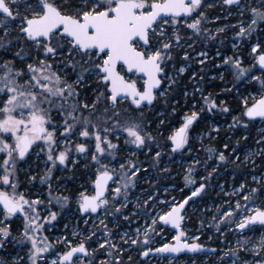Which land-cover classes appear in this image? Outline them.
<instances>
[{"label": "snow or ice", "instance_id": "6c2138e0", "mask_svg": "<svg viewBox=\"0 0 264 264\" xmlns=\"http://www.w3.org/2000/svg\"><path fill=\"white\" fill-rule=\"evenodd\" d=\"M217 5L230 15L233 8L237 10L238 20L230 25L236 29L234 41H250L254 54L249 67L243 66L239 55L223 57L222 64L215 65L223 71L218 77H210L223 80L227 71L236 82L259 85L255 95H240L242 111L232 116L228 125L229 131L247 130L250 124H264V46L259 36L264 25V0L255 5L251 0H0V48L11 52L10 57L0 58V264H43L49 255L55 257L50 264H125L124 253L129 250L138 251L143 258L153 253L204 252V245L197 243L200 236H187V207H195V201L207 194L211 181L230 164L235 166L233 180L238 187L234 184L224 195L238 199L234 204L223 201L228 207L216 206L214 223L209 227L220 232L224 225L241 238L219 253L215 248L208 251L216 254L219 264H264V169L259 177L253 174V184L246 177L237 180L235 175L241 166L251 167L254 173L256 157L264 160V127L255 138L258 147L246 151L243 158L240 152L247 145L242 148L241 140L247 141V134L234 145L228 137L223 150L207 147L205 160L189 155L184 181L191 187L179 200H161L149 192L136 198L135 210L125 211L131 202L129 192L142 173L147 176L149 167L170 171L167 166L159 167L165 149L169 155L194 151L190 144L195 137L190 131L203 118L202 113H230L225 101L217 104L200 86L208 75L205 68L210 58L205 48L229 27H207L221 19L206 12ZM12 32L17 35L13 37ZM198 44L202 45L199 50ZM177 59L182 61L178 67ZM191 60L201 66L199 73H204L192 69L189 76L196 82L192 96L200 93L203 105L197 108L192 103L181 116L179 127H164L177 112L178 101L169 96L189 72ZM256 71L261 74L256 75ZM89 92L92 96L87 95ZM182 95L187 100L188 90ZM161 100L164 109L157 108ZM149 112L157 117L155 129ZM220 131L213 125L210 140L217 138L212 133ZM165 132L170 134L165 136ZM158 137L166 142L161 143ZM121 139L125 147L113 142ZM199 139L203 145V137ZM121 152L127 155L117 160ZM139 153L151 154L149 167L131 159ZM32 155L37 160L44 158L45 174L40 183L48 185V204L55 201L62 209L70 197L52 194L53 170L58 166L68 169L69 163L75 166L79 159H84L85 169H95L85 173L91 180V191L79 192L75 204L81 217L95 215L99 225L94 224L87 233L74 232L80 237L76 243L67 236L58 237L56 243L65 245L63 251H53V243L43 235L45 225L54 226L58 213L41 208L44 201L39 197L31 199L18 191V173ZM112 161L119 167L110 166ZM198 168L206 172L199 184L193 178ZM216 187L223 191L222 185ZM156 204L166 207L157 210ZM140 216L145 217L143 225L133 219ZM108 217L112 220L107 221ZM14 218L23 222L22 231L15 235ZM121 219L129 228L134 223L137 226L114 232L109 223L119 228ZM83 223L87 225L88 219ZM165 227L175 230V243L151 247ZM200 227H204L203 220ZM94 237L96 246L89 243ZM25 245L23 256L9 252L10 246ZM127 260L135 264L131 255Z\"/></svg>", "mask_w": 264, "mask_h": 264}, {"label": "flooded vegetation", "instance_id": "af4514ba", "mask_svg": "<svg viewBox=\"0 0 264 264\" xmlns=\"http://www.w3.org/2000/svg\"><path fill=\"white\" fill-rule=\"evenodd\" d=\"M236 22H232L231 24H235ZM231 24H208L207 27L215 29L216 26H225L229 25V27L226 28L225 32L220 35V37L207 45L205 50L209 54V62L208 66L205 68V72L208 74L205 78V81L200 82V86L203 87V94L209 95L211 94V98L215 99L217 104L222 92V87H225V89L231 88L233 89L232 92L236 94L237 88L233 75L230 72L224 71V83H222V80L217 79H211L210 77L216 76L218 77L219 74L223 71L222 68H216V64H222V58L225 56H233L238 54L237 47H233V44L236 43L234 41V32L236 29H233L230 27ZM263 29V28H262ZM255 39V35L253 37ZM221 40L223 41L221 43ZM251 43L250 41H247V43ZM246 43V44H247ZM202 47V45H197V50H199ZM217 50H219L220 55L217 56ZM176 52H181V49L175 50ZM192 51V50H189ZM250 52V50H249ZM254 54L251 55L250 61L246 64V67H249L254 63L253 59ZM182 63L179 59L176 60L177 67ZM191 68L189 72H186L183 77H181V84L177 87L175 93L170 94L169 98H173L176 101H179V97L181 96L182 101H186V99L183 97L182 92L187 89L189 92V97L192 96V93L194 91V85L196 84L195 81H191L189 79L190 72L192 69H195L199 73L200 65L196 63L195 60L189 61ZM245 67V66H244ZM200 75H203L204 73H199ZM256 75H260L261 73L259 71H256ZM227 81H229V86L227 84ZM252 84L255 85V87L258 89L259 85L255 82H252ZM235 85V86H234ZM164 85H162L163 87ZM256 89V91H257ZM255 91V92H256ZM196 97L200 99V93H195ZM192 103H196L194 100L189 104L187 107V110L190 108ZM197 106V108L201 107ZM219 113L215 114H209L207 111L202 113V119L193 126V128L190 131V136H192L196 132L205 131L207 133L206 138H209L208 133L211 130V127L213 125H218L220 128H223V124L225 122H217L218 120H214L213 117L218 115ZM180 123L182 121L180 120ZM232 123V120L230 121ZM212 124V126H210ZM180 125V124H179ZM179 125L177 127H179ZM264 127V124H261L260 122H256L254 124H250L249 128L247 130L241 129V131H245L244 134H247L249 136V139L245 142L241 140V147L243 148L244 145H247V149L240 152L241 158H243V155L246 151H252L255 150L258 146L255 143V138L258 136L259 132L257 131L258 128ZM227 129V127H225ZM224 128V129H225ZM155 129V127H154ZM237 130V129H236ZM235 130V131H236ZM234 132V131H232ZM214 134V133H212ZM203 139V140H204ZM238 139V136L234 138L233 145L235 144V141ZM192 141V140H191ZM206 147V144H204ZM206 149V148H205ZM202 148L200 150L201 153L207 154L206 150ZM223 150V148H222ZM165 152V151H164ZM150 155H145L143 153H139L138 157L136 158L137 163H142L144 167H149L151 161H150ZM3 154L0 153V157H2ZM73 158H76V154H72ZM180 156V153L171 154L169 155L168 152H165V155L161 161V164L159 167L162 169L165 166H167L170 171L168 173L159 172L156 169H153L149 167V171L153 170V177H156L155 183H147L145 186H152L154 190L157 191V195L159 197L165 196L167 199L174 197L173 190L176 188L179 190L178 185H175L174 183V176L176 172L174 168H179V165L173 163V158ZM183 161H189L188 157L189 154L185 152L182 156ZM121 156H119L118 159H120ZM90 159V158H89ZM132 159H135L132 157ZM257 160V166L255 168V172H252L251 167H244L241 166V168L235 170V175L237 180L246 177L249 184H253V174H255L257 177H259L262 174V169H264V160H262L259 157H256ZM85 163L84 159H79L75 166H73L71 163L68 164V169H63L61 166H58L56 169L52 172V194L54 196H61L66 195L70 197V202L67 207L61 208L58 204L53 201L51 204H48L49 199V188L47 184H41L40 183V177L45 174V162L44 158H41L40 160H37L35 155H32L28 159L27 164H22L21 170L18 173V179H19V185H18V191L22 192L26 197L35 199L39 197L44 201V204L41 205V208L48 207L52 211H55L58 213L57 221L54 222V226L52 225H45V231L43 232L44 236H47L49 241L53 243L54 249L53 251H63L65 249V246L63 243H56V240L58 237H64L67 236L69 240L73 241V243L78 242L80 237L74 236V228L75 232H83L87 233L89 228V223L92 221V218H96L95 215L91 217H81L80 214L76 211V204H75V198H78L79 192L88 190L91 191L92 184L91 180L88 179V177L85 175L87 172H93L95 171L94 168L85 169L83 167V164ZM183 168V167H182ZM235 166L233 165V169ZM232 169V170H233ZM32 170L34 172H32ZM142 175H144L142 173ZM35 176L36 179L32 180L30 177ZM179 175H176L178 177ZM144 177H146L144 175ZM149 179L150 177H146ZM218 184H221L223 186V189L225 188L224 182H219ZM236 184V182L233 180V171L231 173V180L229 182L228 188L230 191L232 190L233 185ZM238 187V184H236ZM189 187H185V183L182 182L183 192L188 193ZM167 189V191H165ZM165 191V193H164ZM238 199V197L233 196L232 202L234 204L235 200ZM192 202H190L191 204ZM221 206V205H220ZM222 207H225L222 205ZM189 207H187V210ZM41 215H46L45 212L41 211ZM136 218V217H134ZM188 218V217H187ZM88 219L89 223L87 225L83 224V220ZM140 221H138L139 224ZM190 220L186 219L185 226L188 224L187 228L192 229L193 226L189 224ZM214 222H209L210 224H213ZM84 226H83V225ZM65 225H67V228H65ZM209 227V226H208ZM12 228H13V234H17L19 231H22L23 229V222L21 218H14L12 221ZM208 229L212 230L211 232H205L204 230L196 232V235L194 236H200V240L197 241V243H202L205 248L212 249L215 248L217 250V253L221 251V249H227L230 246H234L236 244V241L240 239L238 234H235L232 231H229L228 228L224 225H221V231L217 232L215 227H209ZM221 232L223 235H221ZM195 233V231L189 230L187 231V236L192 237L191 235ZM100 233L98 234V236ZM175 235V231L171 229L170 227H165L164 231L161 232V235L155 237L152 241L151 247H160L163 243H174L173 236ZM211 237V239H209ZM94 238L92 241H89L92 246L94 245ZM9 252H11L13 255L19 253V255H25L27 252V246H17L15 248L9 247ZM127 257L131 255L129 251H127ZM243 255V253L241 254ZM135 259V264H219L217 260V256L215 253H212L211 251L202 252L199 254H193L190 255L188 253L179 254L177 256L172 255H160L158 253L150 254L149 257L143 258L139 255L138 251L134 252V255H131ZM55 257L52 255L48 256V259L43 262V264H50L51 259H54ZM104 258V257H101ZM251 259V257H248ZM205 260V261H203Z\"/></svg>", "mask_w": 264, "mask_h": 264}, {"label": "trees", "instance_id": "16d2710c", "mask_svg": "<svg viewBox=\"0 0 264 264\" xmlns=\"http://www.w3.org/2000/svg\"><path fill=\"white\" fill-rule=\"evenodd\" d=\"M257 2H258V0H251V3L253 5H255ZM234 10H235V8L232 9V11H234ZM206 12H207L209 17H215V16L221 17V19L215 21V23H213V24H216V23L231 24L232 22H237V20H238V15L236 13L234 15H227L228 11L227 10H223L222 11L219 5H217L216 7H213L212 9H206ZM12 27H15V25H12ZM262 28L263 29L259 33V36H260V42H261L262 46H264V25H262ZM11 35L13 37H15L17 35V32H12ZM246 43H247V41L242 42V44L244 45V47H243L244 49L240 53L242 55V59H243V62H244V63H242L243 66H245L246 60H247V58L245 57V50H246L245 44ZM12 51H15V48H13ZM10 56H11V52H5L3 48H0V58L10 57ZM18 66H23V65H20L18 63ZM222 83H224V80H222ZM229 83L230 82L227 81L228 86H229ZM236 88H237V92H236V94H234L232 91L231 92L225 91V87H222L221 97H220L218 103H220L221 100L225 101L226 104L230 108V113L229 114H220L219 113L218 115L213 117L214 120H218L217 122H220V123L225 122L222 125L223 128H221V131L218 134L217 133L212 134V135L216 136L217 138L215 140H210V138L204 139L203 140V145L201 144V146H198L199 143L196 144L195 142L191 141L190 147L194 149V154L196 155V157L200 158L201 160H205L207 155L201 153L200 152L201 149L197 150L198 148L205 149L207 147H215V148H217L219 150H222L223 144L227 141L228 137H231V143L233 144L235 137L238 136V138H239L242 134L245 133V131L242 132L240 128H238L234 132L229 131L228 130V125L231 124L230 121L232 120V116H239L241 111H242V101L240 99V95L241 94H248L250 92H255L257 88L255 87L254 84L245 83L243 81L237 82ZM245 90H247V91H245ZM87 95L88 96H92V93L89 92V93H87ZM193 100L198 103L197 106H200L201 104H203V101L201 99H198V97H196V94H195V97H193V96L188 97L186 101H182V98L180 96L178 103L175 105L176 108H177V112L175 114V118L171 119V124L170 125L166 124L164 127H171V125L178 126L180 124L181 116L183 115L184 112H186L187 107L189 106V104ZM157 108H159V109H164L165 108V105H164L162 100L157 104ZM148 118L150 120H152V122H153L152 123V127L154 129V127H156L157 117H155L153 115V112H149L148 113ZM159 118H163V117H159ZM225 127H227V129ZM167 133H169V132H165L164 135L166 136ZM154 134H155V132H154ZM158 140H160L161 143H165L166 142V141H164L163 137H158ZM113 142L119 143L120 145L122 144V140H120V141H115L114 140ZM243 142H245V141H243ZM204 144H206V147H205ZM164 151L168 152L169 150L165 149ZM209 163H212V161H209ZM232 169H233V165H231V164L228 165L226 171H223L222 174L220 173L219 176L216 177V179L211 181L210 188L207 190V194L203 197V199L198 200V201H202L203 202L202 205L200 204L198 206L199 215L204 218L203 220L210 221V217L213 216L214 213L216 212V210H214V208H215L214 205H218V206L223 205L222 203H220V204L218 203L217 198H221V200H224V201H227V200H231L232 201V197H229V196H225L224 197L223 196V192L224 191H230V189L228 188V185H229V182L231 180V173L233 171ZM32 172H34V171L32 170ZM205 174H206V172H205L204 168H200V169L198 168V171L195 173V176H196L195 178L198 179L196 181L197 184L202 182L200 177L205 175ZM180 177L181 176L179 175L178 177L174 178L175 185H178V186L181 185L182 182L179 179ZM219 182H224L225 183V188L223 189V191H218V190H221V189L216 187V185H218ZM186 193L187 192H183V191H181L180 193H177L176 189L173 190V194L177 198H179V197L181 198ZM207 199H211V200L214 201V203L212 204L210 210H208V208H206L208 203H209V202H207ZM224 206L228 207L227 204H224ZM202 208H203V211L200 212V210ZM189 224L191 226L195 227L196 221L192 219V220H190ZM208 228L209 227L206 226V228L204 227L203 230L205 232L213 233V231L208 229ZM127 254H128V252L124 253L125 264H131V262H129L127 260ZM132 260L135 262V259L133 257H132Z\"/></svg>", "mask_w": 264, "mask_h": 264}, {"label": "rangeland", "instance_id": "374dc122", "mask_svg": "<svg viewBox=\"0 0 264 264\" xmlns=\"http://www.w3.org/2000/svg\"><path fill=\"white\" fill-rule=\"evenodd\" d=\"M237 12V10L235 9L234 11H232V14L231 15H234L235 13ZM227 15H230L229 13L227 14ZM236 47H237V50H238V54L237 55H239V57H240V59L242 60V63H244L243 62V59H242V55L240 54L241 53V51H243V47H244V45L242 44V42H240V41H236ZM245 47H246V50H245V57L247 58V60H246V64L250 61V59H251V55H252V53H251V50H250V47H249V42L247 43V44H245ZM249 50H250V52H249ZM246 64H245V67H246ZM163 87H165V85L163 86ZM251 94H253V95H255L256 94V92H250ZM189 110V109H188ZM210 126H212V124L210 125ZM177 127V126H176ZM259 129L260 128H258L257 129V131L259 132ZM205 131H207V130H205ZM205 131H201V132H196V133H194L193 135H192V137H195L194 139H192V142H195L196 144L197 143H199L198 144V146H201V142H200V137H203V139L204 138H206V136H207V133L205 132ZM168 134H170V133H167L166 135H168ZM122 140V144L120 145L121 147H125V145H124V143H123V139H121ZM199 149H201L202 150V148H198L197 150H199ZM187 153V155L189 154V155H194V156H196L195 154H194V151L193 152H191V153H188V152H186ZM144 154V153H143ZM125 155H127V153H124V152H121L120 154H119V156H121V157H123V156H125ZM139 155V154H138ZM119 156L117 157V160H119L118 158H119ZM182 155L180 154V156H178V157H174L173 158V163H175V164H177V165H179V168H174V170L176 171V172H174L175 173V176L174 177H176V175H180L181 177L179 178L180 179V181L181 182H184L185 183V181H184V177H185V175L187 174V172H186V169H187V166H188V164L190 163V161H183L182 160V157H181ZM138 156H136V157H134L135 159H133V160H136V158H137ZM207 158V157H206ZM131 159H132V157H131ZM112 165H115V167H119V164L117 163V161H112L111 162V165L110 166H112ZM183 167V168H182ZM200 169V168H199ZM221 174L223 173V171H221L220 172ZM150 177L149 179H147L146 177ZM146 177H144V175H142L141 174V178H140V180L137 182V184H136V187H135V189H133V190H130V192H129V199H130V203H129V206H128V209H125V211L127 212L129 209H131V210H135V209H133V205H134V203L136 202V198L137 197H140V198H143V197H145L146 195H148V193L149 192H151L154 196H158L159 197V195H157V191L156 190H154V189H152L153 187L152 186H145V184H147L148 182L149 183H155V181H156V177H153V170L151 169L150 171H149V173H148V175H147ZM196 176H195V173H194V175H193V178L197 181L198 179L197 178H195ZM218 185H221V184H218ZM145 186V187H144ZM181 187H182V183H181V185L180 186H178V188H179V190H177L176 188V191H177V193H180L181 192ZM186 187V186H185ZM189 187H191V186H189ZM210 188V187H209ZM208 188V189H209ZM189 189V188H188ZM218 191H222V190H218ZM188 192H189V190H188ZM164 193H165V191H164ZM223 196L225 197V195H224V192H223ZM175 197V196H174ZM166 197L165 196H161V197H159V199H161V200H163V199H165ZM177 200H179L180 199V197L179 198H177V197H175ZM171 199L172 198H169V199H167V200H169V201H171ZM217 201H218V203L220 204V203H222L224 200H221V198H217ZM207 202H209L208 203V205H207V207L206 208H208V210H210L211 209V206H212V204L214 203V201L213 200H211V199H207ZM206 202V203H207ZM193 203V202H192ZM191 203V204H192ZM202 201H195V207H189V209L187 210V217L188 218H186V219H188V220H195L196 221V225H195V227H193L192 229L190 228V229H188L187 228V226H188V224L186 225V228H187V231H189V230H192V231H195V233H193L191 236H194V235H196V232H198V231H202L203 229H204V227L206 228V226H209V222H212V216L210 217V221H206V220H203L204 218L203 217H201L200 215H199V209H198V206L201 204L202 205ZM223 204V203H222ZM224 205V204H223ZM216 206H218V205H214V210H216ZM222 206V205H221ZM154 207L157 209V210H159V209H164L166 206L165 205H162V204H156V205H154ZM203 211V208L200 210V212H202ZM153 215L155 214V212H153L152 213ZM215 214V213H214ZM134 220H136V222L138 223V221H140L139 222V224L140 225H143V223H144V220H145V217H143V216H140V217H136V218H133ZM112 220V217H108L107 218V221H111ZM201 220H203L204 221V227L201 229V227H200V222H201ZM137 223H134L132 226H131V228H129V225L125 222V221H123L122 219L119 221V228H115L111 223H109V227L110 228H113V231L114 232H116V231H120V232H122V231H124L125 229H128L129 231H131L132 229H134L136 226H137ZM84 224V223H83ZM82 224V225H83ZM94 224H96V225H99V221L96 219V218H92V221L89 223V228L88 229H90V228H92L93 227V225ZM84 226V225H83ZM102 227V226H101ZM199 229V230H198ZM74 232H75V228H74ZM99 234V232L97 233V235ZM160 235H161V233H160ZM157 236H159V235H157ZM157 236H155V237H157ZM154 237V238H155ZM94 239L96 240V238L94 237ZM95 240H94V245H95ZM64 245V244H63ZM65 246V245H64ZM134 250H129V253H131V255H134ZM203 261H205V260H203Z\"/></svg>", "mask_w": 264, "mask_h": 264}, {"label": "water", "instance_id": "95a60500", "mask_svg": "<svg viewBox=\"0 0 264 264\" xmlns=\"http://www.w3.org/2000/svg\"><path fill=\"white\" fill-rule=\"evenodd\" d=\"M187 207V206H186ZM174 230V229H173ZM175 231V230H174ZM174 243H175V241H174ZM209 249H207V248H205V251L204 252H207ZM200 253H202V252H200ZM180 254H183V253H180ZM188 254H190V255H193V254H199V253H188ZM160 255H166V256H168V255H172V256H177V255H173V254H168V253H164V254H160ZM179 255V254H178Z\"/></svg>", "mask_w": 264, "mask_h": 264}]
</instances>
